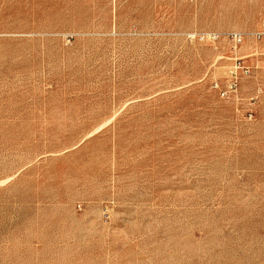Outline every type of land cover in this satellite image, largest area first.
I'll return each instance as SVG.
<instances>
[{"label": "rangeland", "instance_id": "obj_1", "mask_svg": "<svg viewBox=\"0 0 264 264\" xmlns=\"http://www.w3.org/2000/svg\"><path fill=\"white\" fill-rule=\"evenodd\" d=\"M0 264H264V0H0Z\"/></svg>", "mask_w": 264, "mask_h": 264}, {"label": "built area", "instance_id": "obj_2", "mask_svg": "<svg viewBox=\"0 0 264 264\" xmlns=\"http://www.w3.org/2000/svg\"><path fill=\"white\" fill-rule=\"evenodd\" d=\"M235 40H236V42H238V43L240 42V40H238V39H235ZM235 87H236V86H235Z\"/></svg>", "mask_w": 264, "mask_h": 264}]
</instances>
